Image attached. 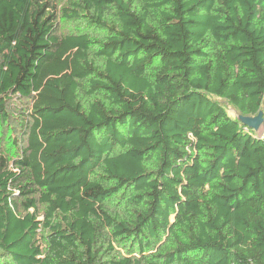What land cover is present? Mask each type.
<instances>
[{
	"label": "trees",
	"instance_id": "obj_1",
	"mask_svg": "<svg viewBox=\"0 0 264 264\" xmlns=\"http://www.w3.org/2000/svg\"><path fill=\"white\" fill-rule=\"evenodd\" d=\"M60 2L0 0V264H264V0Z\"/></svg>",
	"mask_w": 264,
	"mask_h": 264
},
{
	"label": "water",
	"instance_id": "obj_2",
	"mask_svg": "<svg viewBox=\"0 0 264 264\" xmlns=\"http://www.w3.org/2000/svg\"><path fill=\"white\" fill-rule=\"evenodd\" d=\"M239 119L247 126L253 128L254 130L258 131L261 125L264 123V111H260L255 116H243L240 115Z\"/></svg>",
	"mask_w": 264,
	"mask_h": 264
},
{
	"label": "rangeland",
	"instance_id": "obj_3",
	"mask_svg": "<svg viewBox=\"0 0 264 264\" xmlns=\"http://www.w3.org/2000/svg\"><path fill=\"white\" fill-rule=\"evenodd\" d=\"M66 1H68V0H61V7L63 8L64 6V3L66 2ZM67 3H65V5H66ZM62 24V23H61ZM63 25V24H62ZM18 103V102H17ZM230 111L232 112V113H234V111L233 110H231L230 109ZM257 135L258 136H262V137H264V123L261 125V127H260V129L258 130V132H257Z\"/></svg>",
	"mask_w": 264,
	"mask_h": 264
}]
</instances>
